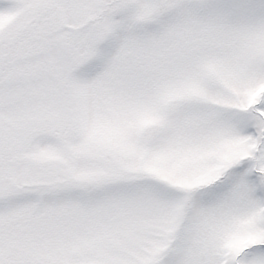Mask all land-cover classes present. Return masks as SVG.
<instances>
[{
	"label": "snow or ice",
	"instance_id": "snow-or-ice-1",
	"mask_svg": "<svg viewBox=\"0 0 264 264\" xmlns=\"http://www.w3.org/2000/svg\"><path fill=\"white\" fill-rule=\"evenodd\" d=\"M0 264H264V0H0Z\"/></svg>",
	"mask_w": 264,
	"mask_h": 264
}]
</instances>
